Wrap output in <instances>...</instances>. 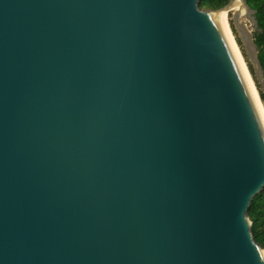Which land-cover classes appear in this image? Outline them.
Here are the masks:
<instances>
[{
	"label": "water",
	"instance_id": "water-1",
	"mask_svg": "<svg viewBox=\"0 0 264 264\" xmlns=\"http://www.w3.org/2000/svg\"><path fill=\"white\" fill-rule=\"evenodd\" d=\"M198 1L0 0V264H264L234 0Z\"/></svg>",
	"mask_w": 264,
	"mask_h": 264
},
{
	"label": "trees",
	"instance_id": "trees-1",
	"mask_svg": "<svg viewBox=\"0 0 264 264\" xmlns=\"http://www.w3.org/2000/svg\"><path fill=\"white\" fill-rule=\"evenodd\" d=\"M227 2L228 0H199L198 6L200 8L218 9ZM246 3L254 11L253 16L255 24L252 31V39L256 49V56L260 66L262 81L264 82V0H246ZM230 27L235 34V30L231 23ZM235 39L238 45H240L239 40L237 38ZM241 51L262 104L264 105V87L260 83L253 65L247 60L242 49ZM247 215L252 221L251 232L253 238L264 249V186L252 197L249 207L247 208Z\"/></svg>",
	"mask_w": 264,
	"mask_h": 264
},
{
	"label": "bare ground",
	"instance_id": "bare-ground-1",
	"mask_svg": "<svg viewBox=\"0 0 264 264\" xmlns=\"http://www.w3.org/2000/svg\"><path fill=\"white\" fill-rule=\"evenodd\" d=\"M233 9L235 11H237L239 19L243 15V13H244V16H245V14L247 12L245 7H244V5H243V2L241 0H234L233 3H232L231 8L229 10H227V9H218L216 11H213V13L218 16V18H219V20H220V22L222 24V27H223V29L225 31V34H226V36H227V38L229 40V43H230L231 47L233 49V52H234V54H235V56L237 58V61H238L239 65H240L242 73H243V75L245 77V80L247 82V85L249 87L251 95H252V97L254 99V102L256 104V107L258 109L260 117H261L262 122L264 124V107H263L262 101H261L260 96H259V94L257 92L255 83H254V81H253V79H252V77L250 75V72L248 70L246 62L243 59V57L241 55V52H240V50H239V48L237 46V43L234 40L233 34H232V32H231V30L229 28L228 19H227L228 15L227 14H228V11L233 10Z\"/></svg>",
	"mask_w": 264,
	"mask_h": 264
},
{
	"label": "rangeland",
	"instance_id": "rangeland-1",
	"mask_svg": "<svg viewBox=\"0 0 264 264\" xmlns=\"http://www.w3.org/2000/svg\"><path fill=\"white\" fill-rule=\"evenodd\" d=\"M201 9H204V10H212L211 8H204V7H202ZM236 12L237 11H235L234 9L228 11V14H227L228 15V18L227 19H228L229 28H230V30H231V32L233 34V37H234L235 42L237 43V41H236L235 38H237L239 40V42H240V45H238V43H237V46H238V48H239V50L241 52V55H242L243 59L245 60V58H244V56L242 54L241 49L243 50V52H244L245 57L247 58V60L254 66V63H253V60H252L251 56H249L247 54L246 50H245V47H244V44H243L244 43L243 42V38L240 37L238 31L235 29V27L233 25L232 17H233V13H236ZM240 20L245 23V27H246L247 31L249 32V35L252 36V31H253V28H254V16H253V12L247 13V15H245V16H244V13H243V15L240 17ZM230 23L233 25V28L235 30V34L233 33V31H232V29L230 27ZM244 38L246 39V37H244ZM240 47H241V49H240ZM255 71H256L257 77L260 80V83L264 87V82L262 81V77H261V71L257 67H255Z\"/></svg>",
	"mask_w": 264,
	"mask_h": 264
}]
</instances>
